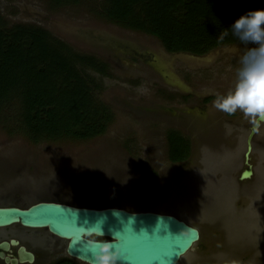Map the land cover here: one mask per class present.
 Masks as SVG:
<instances>
[{
  "label": "rangeland",
  "instance_id": "obj_1",
  "mask_svg": "<svg viewBox=\"0 0 264 264\" xmlns=\"http://www.w3.org/2000/svg\"><path fill=\"white\" fill-rule=\"evenodd\" d=\"M100 1L0 0V37L17 35L19 41L18 32L32 25L47 34L51 48L68 45L106 61L108 76L91 73L102 83L97 97L112 111L107 128L95 137L33 142L17 127L20 83L6 88L0 96V203L27 205L38 197L75 201L88 194L92 204L108 198L131 209L165 208L203 233L180 264H264V182L257 180L264 174V139L252 153L255 175L240 180L251 123L239 111L227 115L212 107L216 95L234 86L241 56L253 45L179 59L155 37L105 19ZM137 51L156 57L152 66L163 77ZM175 85L213 92L207 111L201 114L200 97L168 99ZM170 127L196 139L194 163L168 162ZM259 134L264 137V128ZM146 169L155 171L156 186L138 196L147 189Z\"/></svg>",
  "mask_w": 264,
  "mask_h": 264
},
{
  "label": "trees",
  "instance_id": "obj_2",
  "mask_svg": "<svg viewBox=\"0 0 264 264\" xmlns=\"http://www.w3.org/2000/svg\"><path fill=\"white\" fill-rule=\"evenodd\" d=\"M64 3L68 0H52ZM264 9V0H101L105 19L155 37L168 52L203 54L221 45L242 43L232 23L249 10ZM14 39L0 37V96L10 85L17 91L18 125L29 140H85L102 134L112 120L108 104L97 97L102 83L91 73L109 75L108 64L97 56L51 48L47 34L25 25ZM24 31H28L25 43ZM227 31L228 35L220 39ZM9 39V40H8ZM11 39V40H10ZM23 39L24 41H22ZM4 40V41H2ZM167 157L182 161L190 152L188 137L166 131ZM155 171L146 169L143 196L156 186ZM78 179H74L73 183ZM51 264H82L68 256Z\"/></svg>",
  "mask_w": 264,
  "mask_h": 264
},
{
  "label": "water",
  "instance_id": "obj_3",
  "mask_svg": "<svg viewBox=\"0 0 264 264\" xmlns=\"http://www.w3.org/2000/svg\"><path fill=\"white\" fill-rule=\"evenodd\" d=\"M258 128L251 125L246 136L244 163L240 180L251 177L250 163ZM257 134V135H256ZM103 218L104 240H112L121 247L119 264H180L203 236L201 228L169 212L129 210L117 205L94 207L58 200H38L28 206L0 204V227L18 223L32 229H46L66 241L65 254L82 264H93L90 250L80 241L79 227L91 225ZM11 243H17L12 239ZM0 247L8 248L3 241ZM20 251V261L33 260L31 252ZM0 256H3L0 253ZM6 262L17 260L5 257Z\"/></svg>",
  "mask_w": 264,
  "mask_h": 264
},
{
  "label": "clouds",
  "instance_id": "obj_4",
  "mask_svg": "<svg viewBox=\"0 0 264 264\" xmlns=\"http://www.w3.org/2000/svg\"><path fill=\"white\" fill-rule=\"evenodd\" d=\"M232 33L244 44L253 45L241 56L234 86L223 95H216L212 107L227 115L242 113L255 128L264 123V9L249 10L231 25ZM225 31L220 39L227 36ZM103 218L79 227L80 241L90 250L93 264H119L121 247L104 240Z\"/></svg>",
  "mask_w": 264,
  "mask_h": 264
},
{
  "label": "flooded vegetation",
  "instance_id": "obj_5",
  "mask_svg": "<svg viewBox=\"0 0 264 264\" xmlns=\"http://www.w3.org/2000/svg\"><path fill=\"white\" fill-rule=\"evenodd\" d=\"M234 44H239V43L221 45V46L213 48V49H211L208 52H205L203 54H194V53H188V52H170V53L174 57H176V58L178 57L179 59H181L182 57L183 58L184 57H189V58H200L201 59L203 56H205V55H207V54H209V53H211L213 51H217L219 48L220 49L221 48L226 49L227 47H231ZM148 52L149 51H145V52L137 51V53H139V57L140 58H144L145 57V58H148V60L149 59L151 60V61L149 60V62H146V64L151 67L150 70L152 72L155 71L156 73H158V75H161V77H163L162 73L152 66V63H154L156 61V57H153L151 59V56H150V54H148ZM108 70L109 71L111 70L109 64H108ZM175 87L177 89L174 88L173 91H169V92H167L165 94L168 99L175 100V98L181 97L182 100H185V99H188L189 97H195V98L200 97V100L202 101L203 105L205 106L204 107L205 110L204 109H202V110L200 109L201 114L203 115V113L207 111V108H208V103L207 102L212 100V98L209 95H212L213 92H207L206 91L205 93L198 94L195 91L178 90L179 87H177L176 85H175ZM251 125L252 124H250V126L248 128L246 136H247V134L249 132V129H250ZM170 128L176 129L179 132H181V130L178 129V128H174V127H170ZM263 128L264 127L262 125V127L258 131V135L256 134L257 136H255L254 147H256L258 149H259V145L258 144H261L263 139H264V137H262L261 134H259L260 131H262ZM181 133L183 135H185L186 137H188L186 133L185 134L183 132H181ZM246 136H245V147H246ZM188 139H189V143H190V152H189V155L187 156V158L182 160V161L172 162L167 157L168 162L170 164L180 165V164H183V163H185V164L191 163L192 164V163L195 162L194 159L196 157H198L197 155L195 156V154H196V146H197V143L195 145V140L196 139L195 138L190 139L189 137H188ZM257 142H260V143L257 144ZM263 145H264V143H263ZM254 147H253V151L255 150ZM166 149H167V147H166ZM261 149H264V147H262ZM253 151L251 152V157H250V160H249L250 163L252 164V170H253V173H252L251 177H253L255 175L254 166H253V160H252ZM235 155H236V152L233 153V155H230V156L234 158ZM223 163H224V161L221 162V164H223ZM243 164H244L245 167H243L242 169L247 167L245 165V163H244V153H243ZM229 167H231V165ZM241 170H240V172H241ZM260 179H261V182L263 183L264 182V174L263 173L261 174V178H258L257 180H260ZM114 198L117 199L116 197H113L112 199H114ZM43 199L44 200L66 201V202H70V203H74V204H78V205H87V206H94V207H98V206L102 207V206H106V205H117V206L129 209V210H155V211H160V212H169V213H172V214H174V215H176V216H178L180 218H183L182 216H180V214L178 212H174V211L169 210V209L167 210L165 208H154V207L131 209V208L125 207L124 205H122L120 203H117V202H115V203L112 202L111 203L110 200H108V198L104 199L102 201L100 200L99 201L100 203L97 202L96 204H94V203L92 204L90 202L92 199L90 200V195H88V194H85V195L81 196L80 199H77L75 201L71 200V199L70 200L69 199H65L64 197H42V198L38 197L37 199L32 200L27 205H18V206H28L31 203H34V202H36L38 200H43ZM85 202H88V203H85ZM0 204H8V203H0ZM15 205H17V204H15ZM183 219H185L188 222H191L192 224L196 225L195 222L190 221L188 218L184 217ZM12 239L17 240V243H15V244L11 243ZM3 241H6L8 243V248L0 247V253L3 254V256H0V264H11L10 262H6L4 260L5 257L16 259L17 260V264H51L57 258H60V257H63V256H67L65 254V252H64V247H65L64 240H62V239L56 237L55 235L51 234L46 229H32V228H28V227L22 226V225H20L18 223H15V224H12V225H8V226H2V227H0V243L3 242ZM20 248H23V250L25 252H31L33 254V260L29 261V260L26 259L24 261H20V256H21L20 255V251H19ZM37 251H40L41 255L38 256Z\"/></svg>",
  "mask_w": 264,
  "mask_h": 264
}]
</instances>
